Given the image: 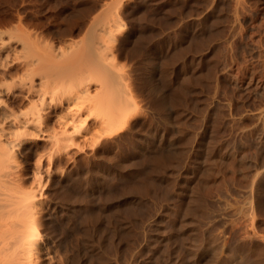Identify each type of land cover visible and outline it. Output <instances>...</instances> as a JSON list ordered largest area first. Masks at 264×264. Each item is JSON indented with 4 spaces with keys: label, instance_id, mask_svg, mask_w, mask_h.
Listing matches in <instances>:
<instances>
[{
    "label": "rangeland",
    "instance_id": "1",
    "mask_svg": "<svg viewBox=\"0 0 264 264\" xmlns=\"http://www.w3.org/2000/svg\"><path fill=\"white\" fill-rule=\"evenodd\" d=\"M6 26L100 41L133 101L49 168L15 151L35 264H264V0H0Z\"/></svg>",
    "mask_w": 264,
    "mask_h": 264
},
{
    "label": "bare ground",
    "instance_id": "2",
    "mask_svg": "<svg viewBox=\"0 0 264 264\" xmlns=\"http://www.w3.org/2000/svg\"><path fill=\"white\" fill-rule=\"evenodd\" d=\"M25 27L0 29V264H35L39 249L33 221L39 197L34 185L21 189L15 151L29 138L44 141L36 164L45 155L49 168L67 148L79 141L93 145L126 123L133 106L100 41L83 39L62 48ZM94 81L96 91L90 88ZM37 174L36 168L33 178Z\"/></svg>",
    "mask_w": 264,
    "mask_h": 264
}]
</instances>
